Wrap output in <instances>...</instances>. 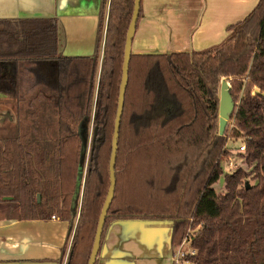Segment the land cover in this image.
Wrapping results in <instances>:
<instances>
[{
	"label": "trees",
	"instance_id": "obj_1",
	"mask_svg": "<svg viewBox=\"0 0 264 264\" xmlns=\"http://www.w3.org/2000/svg\"><path fill=\"white\" fill-rule=\"evenodd\" d=\"M134 4L104 1L91 56L61 54L56 18L0 21V93L18 109L14 128L0 130V205L18 211L0 216L76 223L66 264L88 263L111 186ZM227 32L204 50L132 51L101 246L113 221L166 220L173 222V249L191 230L194 264H264V0ZM225 79L236 103L229 136L219 134ZM46 111L56 118L43 127ZM91 119L98 136L84 171ZM230 138L246 149L238 153L242 164L226 172Z\"/></svg>",
	"mask_w": 264,
	"mask_h": 264
},
{
	"label": "crops",
	"instance_id": "obj_2",
	"mask_svg": "<svg viewBox=\"0 0 264 264\" xmlns=\"http://www.w3.org/2000/svg\"><path fill=\"white\" fill-rule=\"evenodd\" d=\"M104 1L0 0V21L56 18L61 54L91 56L98 50ZM258 2L142 0L132 51L190 52L218 45L228 26L243 20ZM5 98L10 97L0 93V99ZM75 225L58 216H0V264H66ZM105 234L98 264H172L171 221L116 220Z\"/></svg>",
	"mask_w": 264,
	"mask_h": 264
},
{
	"label": "water",
	"instance_id": "obj_3",
	"mask_svg": "<svg viewBox=\"0 0 264 264\" xmlns=\"http://www.w3.org/2000/svg\"><path fill=\"white\" fill-rule=\"evenodd\" d=\"M141 4H142V0H135V4H134V9H133V16H132V20L131 23L129 25L128 28V33H127V37H126V41H125V53H124V61H123V74H122V84L120 87V92H119V104H118V110H117V118L115 121V127H114V136H113V140H112V154H111V158H110V189H109V193L106 197V201L104 203V206L101 210V213L99 215V221H98V225L96 228V232H95V238H94V242H93V246L91 249V255L90 258L88 260L87 264H95L98 255H99V249L101 246V241H102V236H103V229L107 220V214L109 211V208L113 202V196L115 193V189H116V177H115V163H116V158H117V151H118V142H119V137H120V126H121V120L123 117V110H124V105H125V92L127 89V85H128V77H129V68H130V57L132 54V42L134 39V36L136 34V27H137V23L140 17V10H141ZM230 88L231 85L229 83V81L227 79L223 80L222 84H221V88H220V103H219V134L221 136H224L226 133V127L229 123V121L231 120L232 115L234 114L235 108H236V103L234 101L233 96L230 93ZM97 130L98 128L95 127L94 129V137H93V143H95V140L97 138ZM249 184V183H247ZM11 198V197H8ZM40 198V196L38 195V199Z\"/></svg>",
	"mask_w": 264,
	"mask_h": 264
},
{
	"label": "rangeland",
	"instance_id": "obj_4",
	"mask_svg": "<svg viewBox=\"0 0 264 264\" xmlns=\"http://www.w3.org/2000/svg\"><path fill=\"white\" fill-rule=\"evenodd\" d=\"M17 111L18 109L16 108V101H14L11 98H5V99H0V130L2 129H13L18 118H17ZM44 113V112H43ZM56 117H54V115L51 113V111H46L44 114L41 115V118L39 120V124L40 126L46 127L48 126ZM231 120L229 121L227 127H226V132H227V136H229L232 132V130L230 129V127L228 128V126L230 125ZM85 133L86 136L84 137L85 142H86V150H87V158L85 161V169L84 171H86L87 167V161L89 158V154H90V148H91V143H92V138L94 135V130H93V121L92 119L85 123ZM226 134V133H225ZM243 142H241L238 139L235 138H230L227 142V145L230 149V153H228L225 159H223V164H224V169L227 172V170H231L232 168L236 167L237 165H241V158L238 155L240 150V147L242 146ZM253 182V181H252ZM225 185V180H224V176H222L220 178V181L217 185H215L216 189L218 191H222ZM41 199H39L40 201ZM77 201L80 202V198L77 199ZM9 205V204H8ZM7 206L5 205H0V215H6L8 213H10V211L13 212H17L18 210L16 209H10V208H6ZM191 223V222H190ZM187 234L189 233V227L186 230Z\"/></svg>",
	"mask_w": 264,
	"mask_h": 264
},
{
	"label": "built area",
	"instance_id": "obj_5",
	"mask_svg": "<svg viewBox=\"0 0 264 264\" xmlns=\"http://www.w3.org/2000/svg\"><path fill=\"white\" fill-rule=\"evenodd\" d=\"M245 149L246 145L242 144L240 150L244 151ZM52 218L55 219V216H52ZM191 233V230H189V233L184 237L178 247L175 248L172 257V264H194L191 261V258L195 257L198 251L191 246Z\"/></svg>",
	"mask_w": 264,
	"mask_h": 264
},
{
	"label": "flooded vegetation",
	"instance_id": "obj_6",
	"mask_svg": "<svg viewBox=\"0 0 264 264\" xmlns=\"http://www.w3.org/2000/svg\"><path fill=\"white\" fill-rule=\"evenodd\" d=\"M98 128V127H97ZM95 129V128H94ZM98 131V130H97ZM98 136V135H97ZM93 137H94V135H93ZM96 141V140H95Z\"/></svg>",
	"mask_w": 264,
	"mask_h": 264
}]
</instances>
